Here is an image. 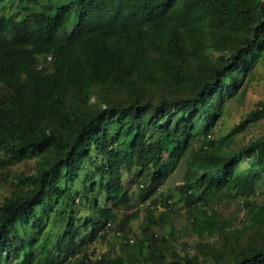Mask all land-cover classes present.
I'll return each mask as SVG.
<instances>
[{
  "label": "trees",
  "instance_id": "1",
  "mask_svg": "<svg viewBox=\"0 0 264 264\" xmlns=\"http://www.w3.org/2000/svg\"><path fill=\"white\" fill-rule=\"evenodd\" d=\"M263 54L264 0H0V168L37 162L0 205V264H128L87 252L130 202L122 171L156 204L186 156V185L163 194L149 219L170 223L182 204L193 233L229 237L231 223L207 206L256 194L264 137L230 150L237 126L190 147L242 100ZM263 118L264 101L245 122ZM247 208L251 226H263L264 204ZM52 218L62 231L46 229ZM176 250L172 264H209ZM199 252L213 264H264V236L227 258L210 243Z\"/></svg>",
  "mask_w": 264,
  "mask_h": 264
},
{
  "label": "rangeland",
  "instance_id": "2",
  "mask_svg": "<svg viewBox=\"0 0 264 264\" xmlns=\"http://www.w3.org/2000/svg\"><path fill=\"white\" fill-rule=\"evenodd\" d=\"M48 61L49 58H42L43 63ZM254 71V79L248 83L247 80L245 81L247 90L242 100L238 98L228 101L222 116L217 119L212 131L195 137V142L191 145L190 150L201 146L206 135H208L207 139L216 140L231 134L237 126L240 128L230 136L229 140H226V142H230L228 146L230 150L236 151L264 137V118L254 122H245L249 113L259 108L264 101V54ZM100 101H102V97L100 100L98 94L91 99L94 105ZM251 165H253V162L249 161H244L241 164L243 168H248ZM36 167V160L30 159L0 168V205L15 189L16 177L21 173H35ZM257 169L261 171L262 176L256 182V194L251 196L236 195V198H231L229 195L219 196L211 200L209 206H207L208 210L214 208L221 217L231 223V226L226 230L230 232V236L227 238L225 233L206 234L204 237L193 233L190 228L188 213L182 204L173 206V211L170 213L172 217L170 223H158L157 219H149L150 210L157 217L160 211L164 209L160 205L163 194L176 193L186 185L187 176L189 175L188 156L176 164L174 170L163 183L162 188L156 195V204L152 202V199L142 200V181L137 180V182H134V172L124 169L121 176L125 188L130 193V202L128 205H122L115 210L116 219L106 236L89 245L87 252L94 261L105 259L107 255L123 254L128 258V264H172L175 257L170 250L171 245H174L176 251L182 255L200 254L201 259L207 258V262L213 264L215 261L211 255L206 256L199 252V247L202 244L210 243L215 254L222 258L226 257L225 255L229 254L232 249L237 250L240 245L264 236V225L261 227L251 226L247 208L248 203L264 204V164L261 168L257 167ZM128 216L132 219L128 220ZM54 219L56 223L48 224L46 229L62 231L64 224L62 225L59 220L52 218V220ZM148 239H151L152 242H149ZM125 246H127V250H124ZM81 258H83L82 254L77 255L76 258H73V262L80 261Z\"/></svg>",
  "mask_w": 264,
  "mask_h": 264
}]
</instances>
